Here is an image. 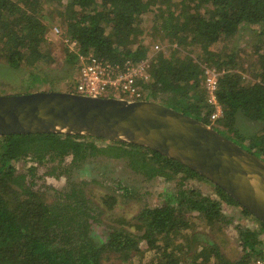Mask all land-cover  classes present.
I'll return each instance as SVG.
<instances>
[{
  "label": "trees",
  "instance_id": "16d2710c",
  "mask_svg": "<svg viewBox=\"0 0 264 264\" xmlns=\"http://www.w3.org/2000/svg\"><path fill=\"white\" fill-rule=\"evenodd\" d=\"M48 2L0 0V52L11 67L32 68L51 61V51L46 47L48 25L44 22ZM60 5L61 11L57 10L65 27L63 38L75 40L78 47L65 48L69 64L78 65L81 57L90 54L121 67L150 60V79L140 83L145 99H157L212 125L263 158L264 0H59ZM148 12L154 17L150 36L155 42L159 39L160 45H169L170 52H158L140 39L148 32L143 25ZM242 26H249L257 37L256 61L250 69L245 68L238 51L214 48L236 35ZM170 45L174 46L171 50ZM209 69L218 73L216 97L223 109L215 121L211 120L214 106L206 88ZM244 72L250 73V80ZM44 82V77L34 74L28 87L34 89ZM242 118L260 124L261 132L243 135L238 130ZM101 156L124 159L147 180L163 177L176 182V192H170L161 206L141 210L136 222L139 234L122 226L109 230L107 242L93 235L92 224L98 222L101 207L87 195V181L76 182L72 176L89 164L94 168L92 163ZM68 158L71 162L67 166ZM18 162H30L27 172L19 171ZM44 165H48V176L68 178L67 185L54 189L51 197L35 189L37 169ZM198 182H204L213 194H203L195 185ZM122 196L127 197L126 192L122 191ZM103 202L112 209L118 198L108 195ZM223 204L239 207L244 222L257 223L254 229L237 228L242 257L231 261L216 244H206L191 254L193 242L183 233L193 224L189 215L196 212L207 224H215L226 219ZM262 234L264 222L226 191L148 147L80 134L0 137V264H103L109 252L126 262L141 255L142 241L154 251L147 264H210L211 260L213 264H253L264 261ZM179 238L184 244L176 242Z\"/></svg>",
  "mask_w": 264,
  "mask_h": 264
},
{
  "label": "water",
  "instance_id": "95a60500",
  "mask_svg": "<svg viewBox=\"0 0 264 264\" xmlns=\"http://www.w3.org/2000/svg\"><path fill=\"white\" fill-rule=\"evenodd\" d=\"M64 133L148 147L219 186L264 222V159L212 125L150 99L36 90L0 95V137Z\"/></svg>",
  "mask_w": 264,
  "mask_h": 264
},
{
  "label": "rangeland",
  "instance_id": "374dc122",
  "mask_svg": "<svg viewBox=\"0 0 264 264\" xmlns=\"http://www.w3.org/2000/svg\"><path fill=\"white\" fill-rule=\"evenodd\" d=\"M58 3L59 0H50L44 5V13L47 15L44 22L48 25L46 47L51 51V61L39 62L32 68L23 65L16 69L7 64L0 52V95H18L36 90L76 92L78 65H71L66 61L65 48L78 50V47L75 40L70 41L63 38L65 27L59 13L61 5L58 6ZM57 7L60 11L57 10ZM143 20V25L148 32L140 35V39L144 40L145 44H151V47L159 44V39L155 42L149 32L154 21L152 12L144 14ZM252 31L249 26H242L236 35L226 39V41L216 43L214 48L216 50L224 49L228 53L234 52V50L238 51L241 60L245 62V68L250 69L251 64L256 61L254 45H256L257 37ZM160 47V51H169V45L161 43ZM173 47L170 45V50ZM33 73L44 77L47 82L42 83L37 88H29V77L34 75ZM244 75L247 79H251L249 72H244ZM150 100L158 101L157 99ZM260 126L257 122L246 121L244 118L238 121V130L243 135L261 132ZM70 162L71 158H68L65 165L68 166ZM29 165L30 162L27 164L17 163V167L21 172H27ZM92 166L95 167L93 168L89 164L84 171L80 169L76 172L75 170L72 179L76 182H80L82 179L86 180L85 190L87 195L97 206L101 207L100 218L98 222H93L92 228L94 237L102 242H107L109 230L112 228L124 226L130 232L139 234L140 231L136 228V222L141 210L144 207L161 206L170 192L175 193L177 189L176 182H168L163 177L152 180L145 179L143 175L133 171L124 159L117 160L101 156L95 159ZM47 167L48 165L38 167L35 189L51 197L55 194L54 189H62L67 185L68 178L61 176L60 179H57L48 176L46 174ZM101 172H103L102 175H100ZM195 185L201 189L203 194H213L204 182H198ZM210 187L212 188L211 185ZM122 191L126 192L127 197L123 198ZM108 195H115L118 198L117 204L112 209L108 208L103 202ZM222 212L226 219L215 224H207L203 217L196 212L189 215V219L193 224H191L190 229L183 230V233L188 235L191 242H193L191 254L200 251L202 246L206 244H216L227 259L237 261L242 257L243 250L237 228L243 225L254 229L257 227V223L248 219L244 222L245 219L241 218L243 215L240 208L236 206L223 204ZM124 221H127V223H124ZM262 238H264L263 234ZM176 242L184 244L182 238H179ZM140 247L141 252L143 251L140 252L141 255L134 256L126 262L120 260L115 253H106L103 264H147L154 256V251L148 248L145 241L140 243ZM213 262L214 260H211L210 264H213Z\"/></svg>",
  "mask_w": 264,
  "mask_h": 264
},
{
  "label": "built area",
  "instance_id": "2783aa9c",
  "mask_svg": "<svg viewBox=\"0 0 264 264\" xmlns=\"http://www.w3.org/2000/svg\"><path fill=\"white\" fill-rule=\"evenodd\" d=\"M154 50L160 51V44L154 45ZM149 66L150 60L135 65L128 62L127 66L121 67L105 63L92 54L83 56L78 64L76 93L87 96L144 99L145 91L140 83L150 79ZM207 73L206 88L209 101L214 106L211 120L215 121L223 114L222 106L216 97L218 73L210 69ZM253 264H264V261L259 260Z\"/></svg>",
  "mask_w": 264,
  "mask_h": 264
}]
</instances>
